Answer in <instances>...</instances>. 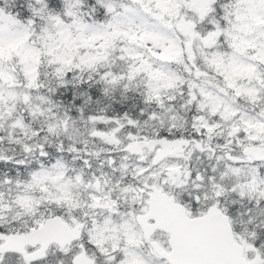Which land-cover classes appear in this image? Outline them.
Instances as JSON below:
<instances>
[{"label":"snow or ice","instance_id":"1","mask_svg":"<svg viewBox=\"0 0 264 264\" xmlns=\"http://www.w3.org/2000/svg\"><path fill=\"white\" fill-rule=\"evenodd\" d=\"M0 264H264V0H0Z\"/></svg>","mask_w":264,"mask_h":264}]
</instances>
